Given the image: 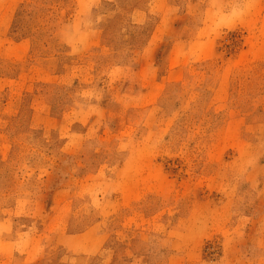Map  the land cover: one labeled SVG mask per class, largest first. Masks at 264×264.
I'll return each instance as SVG.
<instances>
[{
    "label": "rangeland",
    "instance_id": "1",
    "mask_svg": "<svg viewBox=\"0 0 264 264\" xmlns=\"http://www.w3.org/2000/svg\"><path fill=\"white\" fill-rule=\"evenodd\" d=\"M0 264H264V0H0Z\"/></svg>",
    "mask_w": 264,
    "mask_h": 264
}]
</instances>
